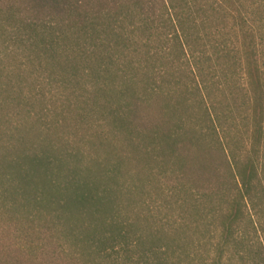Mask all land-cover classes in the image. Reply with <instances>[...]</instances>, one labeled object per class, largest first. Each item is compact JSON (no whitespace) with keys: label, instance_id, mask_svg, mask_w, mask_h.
Instances as JSON below:
<instances>
[{"label":"trees","instance_id":"1","mask_svg":"<svg viewBox=\"0 0 264 264\" xmlns=\"http://www.w3.org/2000/svg\"><path fill=\"white\" fill-rule=\"evenodd\" d=\"M128 3L129 10L125 11L124 0H99L96 3L91 0H22L21 6L16 0H0V40L7 45V51L28 55L30 64L36 61L54 64L62 73L70 74V81L77 84L82 74V78L89 81L95 108L99 106V109L112 111L94 120L101 124L98 125L100 129L109 126L113 133L124 132L133 147L134 144L144 147L146 156L165 160L166 164L171 160L185 171L188 160L180 148L185 150L199 142L197 134L190 139L183 136L184 120L179 116L187 111V92L183 88L180 96L167 97L170 92L163 90L156 77L143 70V65L135 60L140 57L138 46L144 39L133 40L124 26L127 18L134 15V8L140 36L146 37L156 27L158 30L173 28L185 56L195 59L198 54L206 57L211 53L216 56L218 68L225 77L240 68L248 90L255 95L251 99L254 136L262 140L264 8L260 14L262 18L254 20L249 11L254 4L251 5L249 0H128ZM200 24L204 26V34L202 29L197 30ZM71 36L77 39L71 42ZM203 40L204 48L210 49L208 53H199L196 49L202 47ZM133 45H137L134 51ZM81 64L84 67L81 68ZM0 71L1 75L7 72L2 60ZM142 72L145 75L141 78ZM199 74L202 76L201 72ZM1 75L0 82L4 81ZM70 81H63L64 87L71 84ZM139 82L143 86L142 94L137 92ZM206 82L203 79V84ZM199 85L202 87V83ZM5 86L0 84V93L6 94L5 98L0 97V105L2 111L8 113L0 114V204L4 214L14 218L23 215L25 221L32 225L37 223L42 234L47 236L63 232L73 243L71 256L77 262L173 264L176 258L170 260V254L176 256L178 244L165 235L183 230L185 224L178 221L175 224L157 223L150 207L145 209L135 205V197L146 187L142 180L134 183L133 190V186L121 184L125 163L122 157L114 155L119 159L112 165L95 160L92 165L84 166L77 164L86 157L81 148L59 150L51 143L42 146L27 143L25 139L29 134L25 137L24 133L30 127L28 120L33 116L42 120L46 109L41 114L29 112V103H24L15 87ZM117 88H120L122 101L130 99L123 108L114 109L108 97L99 102L102 94L116 93ZM153 95L161 98L156 104L158 122L141 116L144 110L153 107L148 99ZM103 110L100 109L102 113ZM9 115L21 116L16 120ZM48 131L46 125L41 133ZM97 134L106 137L104 130ZM136 140L139 142H134ZM106 152L109 157L115 154L111 147ZM224 164L226 168L228 164L231 171V161L223 162L225 168ZM203 169L208 173L205 177L207 186L224 185L228 181L245 192L240 196L242 200L248 197V201L253 202V194L260 198L264 192V159L262 163L249 161L243 167H237L234 181L224 179L220 171L209 173V168ZM193 181L196 189H190L194 194L192 197L183 195L185 188L178 184L169 193L181 211L191 201L199 205L198 196L203 188L200 180ZM140 184L143 185L140 187ZM240 198L234 199L235 204H231L225 215L227 229L238 221Z\"/></svg>","mask_w":264,"mask_h":264},{"label":"rangeland","instance_id":"2","mask_svg":"<svg viewBox=\"0 0 264 264\" xmlns=\"http://www.w3.org/2000/svg\"><path fill=\"white\" fill-rule=\"evenodd\" d=\"M91 1L96 3L99 0ZM249 1L251 5L252 2L254 4V7L249 9L252 19L260 20L264 2ZM16 3L21 6L22 0H16ZM124 4V10L128 11V0H124ZM133 10L134 15L127 18L124 23L126 32L133 40L144 39L142 43L140 42L141 46H138L140 57L135 60L143 65V70L150 71L151 75L156 77L157 83L163 90L170 92L167 97L173 99L180 96L183 88L187 92L185 96L189 106L187 105V111H183L179 116L184 120L185 135L183 136H187L185 137L187 139L195 134L199 136H197L199 142H196L198 144H191L185 150L180 148L181 153L183 152L188 160L187 169L181 171V166L177 164L176 166L168 159L166 164L165 160L158 161L156 158L146 156L147 154L143 152L144 147L136 144L133 147L124 132L113 133L108 125L100 129L98 125L101 124L94 120L103 117L102 114L107 116V113L112 111L103 110L101 107L100 109L104 111L102 113L99 106L95 108L89 81L85 77L83 79L82 74L77 84L75 81H70L72 79L70 74L62 73L59 68L54 67V64L47 62L42 64L38 61L30 64L28 55L7 51V45L0 40V60L7 69L4 75H1L0 71L4 80L0 84L5 86L7 82V86L15 87L24 103H29V112L41 114L44 112L43 109H46L44 113L48 115L43 114L42 120L34 116L28 120L27 124L30 127L25 131L24 136L29 135L25 141L38 144L36 146L51 143L58 146L59 150L69 147L72 150L81 148L86 152V157L77 164L84 166L92 165L95 160H100L103 165H112V162L119 159L114 155L121 156L125 161L122 165L121 184L133 186V190L134 183L142 180L146 187L143 193L135 197V205L145 209L150 207L152 218L157 223L175 224L178 221L185 224L183 230H176L171 234L168 232V235L163 234L166 238L177 241L176 256L170 254L172 256L170 260L176 258L175 264H264V192L260 198L257 197L258 194H253V202L248 201L246 194V200H242L240 196L242 197L245 192H241L235 184H229L228 181L224 185L207 186L205 177L208 173L203 169L209 168L207 170L209 173L220 171L224 179L234 181L237 167H243L249 161L263 162L264 133L262 140L254 136L256 131L253 91L248 90L247 80L240 72V68L237 72L234 69L233 73L226 77L223 75L218 68L216 56L208 53L210 49L204 48V40L201 42L202 47L198 46L199 48L196 49L199 53L207 51L208 55L205 57L203 54L201 56L198 54L194 59L192 56H185L181 51L173 28L158 30L156 27L147 33L146 37L140 36L136 26L137 15L134 8ZM201 29L204 34L202 24L197 26L198 31ZM76 39L71 36L69 41L73 42ZM131 48L134 51L137 45ZM261 66L264 70V62ZM80 67H84V64ZM144 75L145 73L142 72L141 78ZM203 79L207 80L206 84H203ZM63 81H70L71 84L64 87ZM199 83H202V87ZM139 86L137 92L142 94L143 86L140 82ZM117 90L119 92L108 93V96L102 94L99 102L111 99L114 109H121V106L123 108L130 99L122 101L119 97L120 88ZM0 95L2 98L6 97L5 93ZM148 99L153 103V107L144 110L141 116L158 122L160 117L156 104L161 98L153 95ZM0 111L1 114L6 110L2 111L0 105ZM94 111L96 114L93 113ZM20 116L11 115L10 118L19 120ZM46 125L49 131L42 134L41 131ZM101 130L105 131L106 137L97 134V132L102 134ZM109 147L115 152L113 157L107 155L106 151ZM17 148H20L19 144ZM226 160L231 161V171L228 164L227 168L226 164H224L225 168L223 166ZM185 172L190 175L189 178L185 176ZM193 180H200L203 188L200 189L202 194L198 196L199 205L191 201L181 211L175 201L169 197V193L178 184L185 188L183 195L192 197L194 194L190 189H196ZM142 185L140 184V187ZM238 197L240 198L238 221L227 229L225 215L229 212L231 204H235L234 199ZM183 216L184 218L181 219ZM54 233L51 236L42 234L37 223L34 225L28 223L23 215L21 218L5 215L0 204V264L69 262L86 264V262L74 261L71 256L73 243L63 232Z\"/></svg>","mask_w":264,"mask_h":264}]
</instances>
